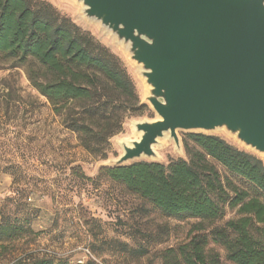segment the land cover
<instances>
[{
	"label": "trees",
	"instance_id": "obj_1",
	"mask_svg": "<svg viewBox=\"0 0 264 264\" xmlns=\"http://www.w3.org/2000/svg\"><path fill=\"white\" fill-rule=\"evenodd\" d=\"M7 66L24 69L65 128L100 160L108 158L111 140L123 132L125 121L148 110L121 59L43 0H0V70ZM184 150L186 160L102 168L99 177L122 185L166 218L199 221L193 227L197 234L167 251L163 264H219V256L209 254L211 243L233 264H264V161L203 133L190 134ZM217 165L253 191L224 178ZM227 209L239 217L206 233ZM28 232L3 215L0 243Z\"/></svg>",
	"mask_w": 264,
	"mask_h": 264
},
{
	"label": "rangeland",
	"instance_id": "obj_2",
	"mask_svg": "<svg viewBox=\"0 0 264 264\" xmlns=\"http://www.w3.org/2000/svg\"><path fill=\"white\" fill-rule=\"evenodd\" d=\"M43 1L121 59L148 110L125 121L123 132L111 140L108 158L100 160L65 128L23 68L0 70V223L4 215L32 230L22 239L0 243V264H31L36 258L54 259V264H163L167 251L177 250L197 234L193 227L199 221L166 218L122 185L99 177L102 168L122 156V142L140 138L134 124L158 120L146 102L147 85L141 70L113 35L85 19L81 4L75 0ZM177 134L181 151L166 135L155 146V159L134 162L169 165L186 160L184 141L189 142L193 133ZM208 135L221 137L263 160L224 131ZM217 167L224 178L253 191L249 184ZM238 217L237 210L227 209L226 216L207 226L206 233ZM208 250L210 256H219V264H233L222 247L211 243Z\"/></svg>",
	"mask_w": 264,
	"mask_h": 264
},
{
	"label": "water",
	"instance_id": "obj_3",
	"mask_svg": "<svg viewBox=\"0 0 264 264\" xmlns=\"http://www.w3.org/2000/svg\"><path fill=\"white\" fill-rule=\"evenodd\" d=\"M122 44L149 87L156 121L105 168L155 159L178 131H224L264 155V0H75Z\"/></svg>",
	"mask_w": 264,
	"mask_h": 264
},
{
	"label": "bare ground",
	"instance_id": "obj_4",
	"mask_svg": "<svg viewBox=\"0 0 264 264\" xmlns=\"http://www.w3.org/2000/svg\"><path fill=\"white\" fill-rule=\"evenodd\" d=\"M144 80V79H143ZM145 82V81H144ZM149 90V87L147 86V91ZM222 132V131H220ZM262 157V159L264 160V155H260Z\"/></svg>",
	"mask_w": 264,
	"mask_h": 264
}]
</instances>
